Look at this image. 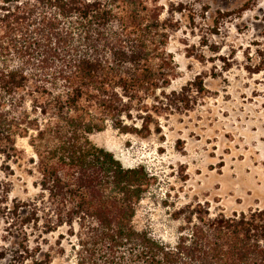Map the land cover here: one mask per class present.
Returning <instances> with one entry per match:
<instances>
[{
  "label": "trees",
  "instance_id": "16d2710c",
  "mask_svg": "<svg viewBox=\"0 0 264 264\" xmlns=\"http://www.w3.org/2000/svg\"><path fill=\"white\" fill-rule=\"evenodd\" d=\"M182 8L163 16L160 0L0 2V157L9 171L24 153L18 138L26 139L39 190L7 206L0 180V210L23 228L66 226L71 264H264V207L226 214L185 204L172 214L176 238L165 241L133 224L154 176L90 139L108 127L160 133L161 116L189 108V92L205 90L197 77L169 90L177 67L167 46ZM28 261L51 262L27 245L11 258Z\"/></svg>",
  "mask_w": 264,
  "mask_h": 264
},
{
  "label": "rangeland",
  "instance_id": "374dc122",
  "mask_svg": "<svg viewBox=\"0 0 264 264\" xmlns=\"http://www.w3.org/2000/svg\"><path fill=\"white\" fill-rule=\"evenodd\" d=\"M179 3L167 46L177 67L169 90L196 77L205 90L189 92V108L161 116L160 133L141 137L108 127L90 136L123 166L141 165L154 176L133 224L168 242L179 224L172 214L185 204L207 202L211 212L226 214L264 207V0H160L163 16ZM17 146L24 153L9 171L0 157L7 206L39 192L27 172L26 139L18 138ZM11 221L0 210V251L6 254L0 264H11L23 245L47 255L50 264L73 263L75 240L66 226L42 232Z\"/></svg>",
  "mask_w": 264,
  "mask_h": 264
}]
</instances>
